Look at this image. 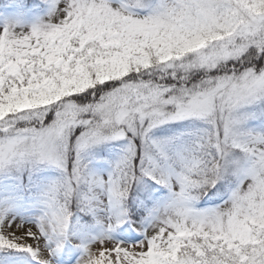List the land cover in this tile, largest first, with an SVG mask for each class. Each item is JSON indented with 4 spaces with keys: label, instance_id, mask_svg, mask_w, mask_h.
I'll use <instances>...</instances> for the list:
<instances>
[{
    "label": "snow or ice",
    "instance_id": "obj_1",
    "mask_svg": "<svg viewBox=\"0 0 264 264\" xmlns=\"http://www.w3.org/2000/svg\"><path fill=\"white\" fill-rule=\"evenodd\" d=\"M44 2L0 29V264H264V0Z\"/></svg>",
    "mask_w": 264,
    "mask_h": 264
},
{
    "label": "rangeland",
    "instance_id": "obj_2",
    "mask_svg": "<svg viewBox=\"0 0 264 264\" xmlns=\"http://www.w3.org/2000/svg\"><path fill=\"white\" fill-rule=\"evenodd\" d=\"M46 14H43L42 16L36 18V19H26L23 18L20 14L16 13V12H12L10 13L8 16H6L5 18L1 19L0 18V29H2L5 25H19L20 27L23 28V30L26 28V31L29 30V27L38 22V20H40L41 18H46ZM19 30V28H18ZM24 219H31L32 215L31 214H26L24 217ZM18 219H20V217H18ZM138 235V234H136ZM115 237L118 240H123L125 243H134L135 240L133 239H126V237L124 235L121 234V230L117 229L116 233H115ZM70 253L71 255H73L74 257H78L80 255V253L78 251H76L75 249H73L70 245L66 246V251L62 252L57 258H56V264H63V258L65 256V254Z\"/></svg>",
    "mask_w": 264,
    "mask_h": 264
},
{
    "label": "bare ground",
    "instance_id": "obj_3",
    "mask_svg": "<svg viewBox=\"0 0 264 264\" xmlns=\"http://www.w3.org/2000/svg\"><path fill=\"white\" fill-rule=\"evenodd\" d=\"M26 28H28V27H25L24 31H26Z\"/></svg>",
    "mask_w": 264,
    "mask_h": 264
}]
</instances>
